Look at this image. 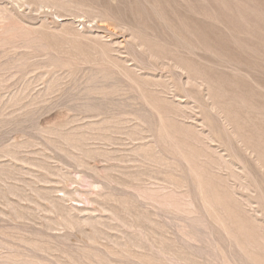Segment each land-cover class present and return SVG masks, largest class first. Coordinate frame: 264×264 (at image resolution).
<instances>
[{"label":"rangeland","instance_id":"obj_1","mask_svg":"<svg viewBox=\"0 0 264 264\" xmlns=\"http://www.w3.org/2000/svg\"><path fill=\"white\" fill-rule=\"evenodd\" d=\"M0 264H264V0H0Z\"/></svg>","mask_w":264,"mask_h":264},{"label":"water","instance_id":"obj_2","mask_svg":"<svg viewBox=\"0 0 264 264\" xmlns=\"http://www.w3.org/2000/svg\"><path fill=\"white\" fill-rule=\"evenodd\" d=\"M193 237H198L197 233L196 232H192L191 233ZM205 253V252H204Z\"/></svg>","mask_w":264,"mask_h":264}]
</instances>
